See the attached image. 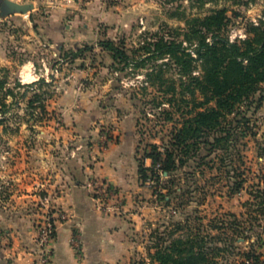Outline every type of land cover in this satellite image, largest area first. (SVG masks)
<instances>
[{
    "label": "rangeland",
    "instance_id": "1",
    "mask_svg": "<svg viewBox=\"0 0 264 264\" xmlns=\"http://www.w3.org/2000/svg\"><path fill=\"white\" fill-rule=\"evenodd\" d=\"M11 1L32 3L34 8L26 14L0 16V82H4L0 103L5 104L0 109L4 119L0 132L31 136L46 119H57L45 108L58 92L53 80L61 72H75L77 90H94L100 104L133 105L139 159L157 146L185 161L176 164L170 177L159 175L158 181H151L148 190L157 210L148 228L143 225L138 231L140 249L130 264H159L154 259L157 247L191 238L202 240L217 264H264V84L222 120L218 130L231 128L232 147L222 144L210 153L214 133H207L187 155L171 141L183 119L197 112L195 104L204 101L193 82L203 74L201 62L192 52V70L182 75L168 56L143 61L156 42L174 40L193 50L196 41H187L186 34L191 36V27L199 28V21L216 11H225L221 34L230 41L252 38L251 28L264 22V0ZM104 40L113 41L130 63L114 62L98 46ZM194 152L200 154L196 162ZM242 181V190H235ZM164 196H169V203ZM242 228L252 232L240 234ZM73 243L80 256L77 237Z\"/></svg>",
    "mask_w": 264,
    "mask_h": 264
},
{
    "label": "crops",
    "instance_id": "2",
    "mask_svg": "<svg viewBox=\"0 0 264 264\" xmlns=\"http://www.w3.org/2000/svg\"><path fill=\"white\" fill-rule=\"evenodd\" d=\"M75 75L61 72L53 80L58 92L45 108L57 119H46L31 136L0 132V264L38 257L35 224L45 211L40 196L72 215L57 223L51 264H130L140 249L138 231L154 219L152 182H142L138 172L135 108L100 104L94 90H77ZM94 178L115 190V212L97 208L85 187Z\"/></svg>",
    "mask_w": 264,
    "mask_h": 264
},
{
    "label": "trees",
    "instance_id": "3",
    "mask_svg": "<svg viewBox=\"0 0 264 264\" xmlns=\"http://www.w3.org/2000/svg\"><path fill=\"white\" fill-rule=\"evenodd\" d=\"M224 13V10L213 12L199 21V28L191 27V36L186 34V40L196 41L193 50L188 51L182 43L174 40L161 41L153 44L143 59V61H148L168 56L174 61L182 75L190 74L192 70L194 60L192 52L201 62L203 74L201 77L193 78V82L203 95L204 101L201 104H195L194 108H197V112L183 119L181 127L178 128L171 141V146L180 153L189 155L196 146L197 140L207 133H214L210 153L217 151L218 148L221 149L222 144L232 147L234 141L231 128L218 130L222 125V120L233 115L236 107L253 95L258 85L264 84V22L258 27L251 28L252 38L230 41L227 36L221 34L226 27ZM98 46L107 50L114 62L130 63L129 56L113 41L104 40L99 42ZM3 87L4 82H0V89ZM210 102H214V105L201 109ZM3 106L5 107V104L0 103V109ZM28 108L34 110L35 106L28 104ZM3 122L4 119L0 117V124ZM217 131L221 134L219 135ZM199 155L198 152L193 153L194 162L198 160ZM144 159H150V167L144 166ZM221 161L224 162L225 169L227 166L225 157H221ZM184 162L183 158L176 157L175 152L167 149L160 150L157 146H152V151L146 152L138 160L140 179L142 182L148 180L154 182V179L158 181L160 176L155 169L158 164L160 173L168 178L175 171L176 164H184ZM242 187L243 181L236 184L234 188L242 190ZM163 200L169 203V196H164ZM249 232L252 231L248 228L240 230V234ZM201 242L202 240L198 242L193 238L184 241L177 239L169 246L157 247L154 259L159 264H217Z\"/></svg>",
    "mask_w": 264,
    "mask_h": 264
},
{
    "label": "built area",
    "instance_id": "4",
    "mask_svg": "<svg viewBox=\"0 0 264 264\" xmlns=\"http://www.w3.org/2000/svg\"><path fill=\"white\" fill-rule=\"evenodd\" d=\"M160 165H156L155 169H159ZM162 176L161 173H159ZM147 182H151L148 180ZM85 187L92 193V197L96 201L98 209H105L107 212H115V204L110 203L117 197L115 190L107 183L99 179H89ZM44 208L46 209L41 221L37 224L35 241L40 248V254L34 260V264H48L50 261V253L52 251V243L56 234V226L59 222H65L72 218L67 211L62 209H53L48 196L40 198ZM74 244V243H73Z\"/></svg>",
    "mask_w": 264,
    "mask_h": 264
},
{
    "label": "water",
    "instance_id": "5",
    "mask_svg": "<svg viewBox=\"0 0 264 264\" xmlns=\"http://www.w3.org/2000/svg\"><path fill=\"white\" fill-rule=\"evenodd\" d=\"M34 8L32 3L19 4L11 0H0V15L26 14Z\"/></svg>",
    "mask_w": 264,
    "mask_h": 264
}]
</instances>
